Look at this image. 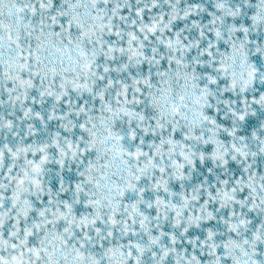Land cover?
I'll list each match as a JSON object with an SVG mask.
<instances>
[{
  "label": "snow or ice",
  "instance_id": "1",
  "mask_svg": "<svg viewBox=\"0 0 264 264\" xmlns=\"http://www.w3.org/2000/svg\"><path fill=\"white\" fill-rule=\"evenodd\" d=\"M0 264H264V0H0Z\"/></svg>",
  "mask_w": 264,
  "mask_h": 264
}]
</instances>
